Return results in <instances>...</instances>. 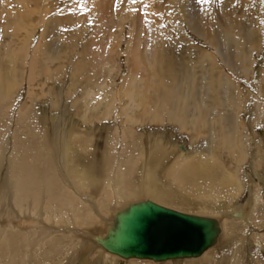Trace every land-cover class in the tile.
Listing matches in <instances>:
<instances>
[{
  "label": "rangeland",
  "instance_id": "obj_1",
  "mask_svg": "<svg viewBox=\"0 0 264 264\" xmlns=\"http://www.w3.org/2000/svg\"><path fill=\"white\" fill-rule=\"evenodd\" d=\"M44 1L50 9L48 12L51 14V19L61 14L60 10H64L66 7L68 9L72 8L70 6L72 2L76 5L75 12H80L81 8H85L89 15L87 19L90 30L88 32L84 29L74 30V37H65L60 34L53 35L51 33L45 34L46 45H51L53 43L56 50L64 54L60 62H56L48 66V68L53 73L60 67L62 71L57 75L52 73V79H54L51 81L43 79L38 80L36 84L33 85L32 100L28 99L29 87L26 83L21 89L15 92L12 101L6 103L4 105L5 107H2L3 110L0 109V136H8V141L6 143L7 147H5L6 158L9 159L12 155L16 143L23 144L24 140L30 141V143L34 145L33 147L41 148V146H43L46 150L40 149L41 151L39 150L38 154H46L51 144L50 142L46 144L41 134L44 133V129L46 128L47 131L48 128L51 131L52 124L50 125L48 122L52 120V116L60 120V113H63V123L68 124L67 127L63 125V130L66 129V131H63L64 133L70 129V126L75 127L77 131L80 129L78 131L80 133L76 135L77 137L79 136V138L76 137V146H81L78 147L81 150V158L77 156V163H81L90 171L92 170V172H95L97 175L96 178H103L102 181L114 178L113 175L121 168L125 169L128 176L126 180L125 178L122 179L123 181L122 184L120 183V186L119 184H114V187L117 189L121 187L124 191L126 190L125 192L128 194L127 196H129L127 200L125 199L126 201H120L118 198H115L114 189L111 187H104L98 191L92 189L87 190L81 186L77 187L76 191L78 190L79 195H82L83 198L81 200L83 203L81 205L74 204V209L72 211H76L77 214L82 213L85 218H88L89 214L95 216V220L77 222V227L81 229L86 226L87 230L93 231L96 225L101 223L100 220L98 222L96 220L99 211L96 212L93 210L85 200H89L90 204L94 203V205L97 206H102V203L107 204V209L101 210L103 212L102 217L109 219V217H111L109 208L120 206L119 210H121L124 208L122 204L128 203V201L130 204L144 200L143 198L145 197L151 198L147 195L134 196V189L136 190V186L140 180L139 169L141 168V164L140 159L138 164L133 163L131 160L135 157L140 158L141 149L144 148L142 147V143L146 144L147 148L144 149L148 150L147 145H149L150 142L147 136H162L164 138V143L171 141L172 144L169 146V156L164 157V153L162 152L160 154L159 162H161V167L159 166V184L157 185L159 187L164 185L167 188L170 187L172 191H175L173 200H178L175 203L171 200L173 201V205L171 206L182 211L217 216L220 219L224 217L225 220H227L225 244L222 247H216L215 250L214 248L211 249L208 251L209 253L204 256L213 257V262L211 264H216L224 258L231 259L232 262H234L232 264H264V143L262 141L264 137V0L249 1V11H251V13L253 12L252 14H254L255 19L253 25L244 23L246 26L242 27L238 25L237 29L231 30L233 31L232 35L236 37V41L240 43L239 46L241 45V51H251L252 58H254L253 67L249 66V69L252 70L249 77H246L245 74L239 71L240 69L238 68L240 66L237 59L233 61L234 64L226 63L222 56L218 54V50L224 52L223 49L217 50L207 39L197 35L193 31V20L188 17L189 13L185 11L192 9L194 12H198L201 7L207 6V4H204V0H188L189 2H186V0H152L153 3L151 4L147 0L148 6H142L140 3H137L139 6V14L135 16H138L137 18L133 19V17H131L125 20L123 24L119 23L121 26H117L116 31L114 27L113 38L115 40V45H117V50L115 49L116 51L114 50L113 54L109 56L108 53L105 52V44L102 49H100L101 51L99 53L93 52L91 56L95 61L91 70H93L92 73H94L95 76H93L94 80L87 82L80 79L82 73L86 76L84 72L86 65L79 64L80 67H76V64L80 61V55L84 49L83 43L97 35V31L93 29V23L98 21V18L96 14L93 13V10L86 7L84 4L91 3L93 0H66L67 5L63 7L66 2L64 0L60 9L55 7L57 0H40L39 6L42 3V8L45 5ZM184 4L187 7H184ZM220 6L228 7L231 6V4L229 2L224 3L223 1H219L214 5H210L211 14L213 16L210 15L211 20L209 17L208 19L214 31H216V27L218 26L216 20L221 22L225 21ZM206 13L210 14L209 12ZM239 16V14H233L234 19L239 18ZM139 18H141L144 23L140 21ZM159 20H161L162 23L165 24L166 29L169 30L172 25L176 26L177 24L181 29L183 26L186 32L183 37L186 42H181L183 38H179L178 42L175 43L173 48L168 52V57L176 60L180 65L188 66V68L194 72L196 85H206V82L204 83L205 85L202 83V72L196 69L195 63L208 52L212 53L215 64L217 65V73L223 75L224 86L221 88V96L226 105L224 108L225 111L216 110L211 112L208 118L203 120V123L210 124L208 127H204V129L201 128L198 131H193L192 127L189 125L182 130L179 126L173 123H167L163 120L151 122L144 115H140V113H138L136 117L138 105H135L128 95H130L133 89L137 90L136 92L139 94L142 84L135 82L136 79L133 80V78H131L130 73L134 67L132 61L131 65L128 62V58L131 57L129 51L131 46L134 47L135 44V27L137 26V28H140L141 26L143 30V26L146 25L145 29L147 31V36L145 38V56L148 58L147 65L153 67L155 61L153 46H155V36L157 34V29L154 24H157ZM36 23L37 21L34 22V24ZM132 23H134L135 26H133ZM77 26L80 28L83 25L78 23ZM250 27L254 29L252 36L250 32L252 28ZM255 28H257V30ZM109 29L110 27L106 30L107 34H109ZM171 31L174 39L180 34L178 28ZM37 36L38 34H35V37H32V47L38 45ZM253 36H256L258 42L255 45L252 40ZM104 42L106 43V38H104ZM191 47L193 50L195 49L203 53L198 54L197 52H193ZM234 49L235 48L232 46L231 51L229 50L230 53H232L231 55L236 52ZM104 58L108 64L106 68H104L103 64ZM86 60L84 64L85 62L90 63L89 60ZM150 67L149 69H151ZM141 74L143 79L150 81V85L152 86L155 80L153 78L154 75L146 74L145 72ZM149 75H151V77H149ZM176 76L180 77V74L176 72ZM125 80L127 81L124 84L123 82H125ZM190 86L189 81L185 82V91L191 89ZM202 88L204 89V87ZM147 94H150L148 98V104L150 106L149 111H153L154 114L157 105L152 104L154 100L153 93L149 90ZM113 97L114 102L113 105L111 104L112 110L110 109L111 112H108L107 107L108 104L111 103ZM239 101H241V104L238 107ZM235 105L237 108L233 111L232 109L235 108ZM230 109L231 111L229 115H227V119L226 112ZM140 111L143 112V109H140ZM20 112L26 117V121L24 120L25 123L20 119ZM134 113L136 114L135 116ZM234 117H237V119L239 118L243 123V126L240 125L239 128H237V131L241 133L244 139H249L248 142L244 141V144L242 142L238 143V140L236 141L243 151L242 164L238 163L236 158H231L230 155H227L226 150L218 149L217 141L219 138H216L217 135H215L218 134L217 132L221 131L220 128L222 125L225 126L227 130L229 129L228 132H230L233 125H235ZM46 121H48V124ZM73 122L74 124H72ZM216 122L220 125L219 129L215 127ZM60 128L62 130V127ZM126 130L132 133V135L130 141L125 142L123 136ZM88 133L90 135H88ZM200 135H203L204 138ZM253 135H255V144L258 145L257 147L253 146ZM51 139L52 137L50 136V140ZM42 143L43 145H41ZM166 145L168 147V143H166ZM259 145L261 148H259ZM182 149H187L186 155L188 157L194 156V160L188 167L185 165H177L173 170L174 162L172 159L175 160V155L179 151H182ZM212 157L216 158V162L213 161L214 163H211L210 160L213 159ZM8 159H5V164L1 170L0 192L6 186L5 180L9 167ZM253 159L257 160L254 162ZM200 162H207L208 164L198 165ZM41 164L42 163L39 162L36 165H40L41 167L45 166ZM133 164L134 166L140 165L137 168H132ZM53 165L54 163H52V166ZM63 171L64 169L60 167L54 171L53 177L57 179L55 184L56 188L53 190V195L55 197H57L59 192L64 191L66 193L63 181L59 180L57 177L59 173L63 174ZM55 173L57 174L55 175ZM39 176V183L41 182L42 185L47 180L45 179L46 175ZM181 183L184 184L182 185ZM39 189L42 191L40 187ZM72 192L73 191L70 192L69 197L74 198L75 196ZM251 193H253L252 195H254L255 199L253 206H250L249 203ZM111 196H114L113 198L115 200ZM78 198L80 199L81 197ZM74 199L76 200L77 198ZM160 203L169 206L167 202ZM247 204L248 206L244 214L247 220L244 219L245 217L238 216L236 212L234 215L237 216H232V218L227 216V213L231 214L234 210L241 211L243 206ZM64 211H66V209L62 207V212ZM51 225L55 226V229L68 228L62 227L63 225L60 226L61 224ZM81 238L85 240L83 237ZM94 239L91 243L96 245ZM67 241L68 240L64 238L60 243L65 245L68 243ZM91 243L87 242L90 248L93 247ZM44 248H34L33 252L37 256L35 262L32 261L31 264H57L59 260L58 257H54L55 260L50 258L47 262L43 261ZM25 249L26 248L23 247L21 250L22 255L26 253ZM47 250L51 251L50 248ZM99 251L100 250H95V252ZM29 253L32 255L31 250ZM204 256L195 261L202 260ZM4 258L0 255V259L4 261L3 264H13L16 262V258L11 259L9 256ZM64 261H60V263L72 264V262L69 261V257ZM185 262L173 264H188V262ZM24 264L29 263L26 262ZM116 264L155 263L139 260L124 261L121 259L118 260Z\"/></svg>",
  "mask_w": 264,
  "mask_h": 264
},
{
  "label": "bare ground",
  "instance_id": "obj_2",
  "mask_svg": "<svg viewBox=\"0 0 264 264\" xmlns=\"http://www.w3.org/2000/svg\"><path fill=\"white\" fill-rule=\"evenodd\" d=\"M63 1L64 0H57L55 7L60 9L64 3ZM67 1L64 3L63 7L67 5ZM148 1L150 4L153 3L152 0ZM187 1L188 0H186V2ZM219 1H223L224 3L229 2L231 6H220L221 13L225 21L221 22L216 20L218 26L216 27V31H214V28H212L209 24L210 21L208 17L211 20L210 15L213 16L211 14L210 5H214ZM249 1L250 0H204V4H207V6L201 7V9L199 8L200 10L198 12H194L192 9L185 11L189 13L188 17L193 20V31L197 35L207 39V41L213 47L217 48V50L223 49L225 53L221 50H218V54L222 56L226 63L234 64L233 61L237 59L240 66L238 69H240L239 71L245 74L246 77H249L251 74L252 70L249 69V66L253 67L254 58H252L251 51H241V45L239 46L240 43L236 41V37L232 35L233 31L231 30L235 28L237 29L238 25L243 27L246 26L244 23L253 25L255 22L254 14H252L253 12L251 13V11H249ZM39 3L40 0H0L1 110H3L2 107H5L4 105L6 103H9L13 100L15 92L18 91V89H21L26 83L29 87L28 99L32 100L33 85L36 84L38 80L43 79L46 81H51L54 79H52L53 72L50 71L48 66H51L56 62H60L61 58L64 57V54L60 51H57L53 43L51 45H46L45 34L51 33L53 35L60 34L65 37H74V30L84 29L86 32L90 30L87 19L89 15L87 14L85 8L82 9L80 7V12H75L76 5L72 2V4L69 3L72 8L68 9L66 7V9L60 10L61 14L51 19V14L48 12L50 9L47 7L46 2L44 1L45 5L43 8L42 3L40 6ZM137 3H140L142 6H148L147 0H93L91 3H84L86 7H89L93 10V13L96 14L98 21L93 23V29L97 31V35L83 43L84 49L80 55V61L78 64H76V67L79 66V64L86 65V68H84L86 76L83 75V73L80 75V79H82V81L87 82L94 80L93 76L95 75L92 73L93 70H91L95 61L91 56L93 52L99 53L101 51L100 49H102L103 45L105 44V52L108 53L109 56L113 54V51L117 48L113 38V29L115 27L116 31L117 26H121L125 20H128L131 17H133V19L138 17H135L139 14V6ZM184 7L187 6L184 4ZM206 12H209L210 14ZM233 12L235 14H239V18L234 19ZM139 20L142 21L141 18H139ZM35 21H37L36 24H34ZM78 23H81L83 26L78 28ZM132 25L135 26L134 23H132ZM154 25L157 29V34L155 36V46H153L155 57L153 67L147 65L148 58L145 56V38L147 36V31L145 29L146 25L143 26V30L141 26L140 28H137V26L135 27V44L134 47L131 46L129 51L131 57L128 58V62L131 65L132 61L134 67L130 73L131 78H133V80L136 79L135 82L142 84L139 94L136 92L137 90L133 89L130 95H128L131 101L135 103V105H138L137 115L134 113V116L136 115L137 117L138 113H140V115H144L151 122L163 120L167 123H173L179 126L182 130L189 125L192 127L193 131H198L201 128L204 129V127H208L210 124L205 122L203 123V120L208 118V115H210V113L213 111H225L224 108L226 106L221 96V88L224 86L223 75L217 73V65L215 64L212 53L208 52L206 55L200 57L199 61L195 63L196 69L202 72V83L204 84L206 82V85L204 84L205 86H202L201 84V86L196 85L194 72L189 69L188 66L180 65L176 60L168 57V52L173 48V45L178 42L179 38H183L181 42H186L185 38L183 37V35L186 34L183 26L182 30L177 24L176 26L172 25L171 29L169 30L166 29L165 24H163L161 20H159V22L157 24L155 23ZM108 27H110L109 34H107L106 31ZM175 28H178L180 34H178L177 38L174 39L172 37L171 30H175ZM255 29L257 30V28ZM253 30V28L250 30L252 33L251 36L253 35ZM35 34H38V45L36 47H32V37H35ZM104 38H106V43L104 42ZM252 38L254 45L258 43L256 36H253ZM232 46L236 51L233 55L230 53ZM86 59L89 60L90 63L85 62L84 64ZM103 64L104 68H106L108 65L105 58L103 60ZM149 67L151 69H149ZM61 71V67L57 68L53 74L57 75ZM142 72L154 75L153 78L155 80H152V86L150 85V81L143 79L141 74ZM176 72L180 74V77L176 76ZM149 77H151V75H149ZM126 81L127 80H125L123 83L125 84ZM187 81L190 82L191 89L185 91L184 84ZM202 87H204V89ZM149 90L152 91L154 97L152 104L157 105L156 109L154 110V114L153 111H149L150 106L148 104V98L150 94H147ZM113 102L114 97L112 98L111 103L108 104V112H111V104L113 105ZM240 102L241 101L238 102V107L241 104ZM236 108L237 107L235 105V108L232 110L234 111ZM140 109H143L144 113L140 111ZM230 111L231 109L226 112V116L229 115ZM60 114V120L57 118L55 119L54 116H52V120H50V122L46 121V123L48 122L50 125L52 124L51 131L49 128L47 131L46 128L44 129V133L41 134L46 144L47 142L48 144L49 142L51 144V147L48 148V151H46L47 153L45 152L46 154H38L40 149L46 150V148H43V146H41V148L33 147L34 145H32L30 141L24 140L23 144L16 143L14 151L8 159L5 155V147H7L6 143L8 141V136H0V176L1 170L5 164V159L9 160V167L5 180L6 186L0 192V255L3 256V258H6L7 256H9L11 259L16 258V262L13 264H24L26 262L31 264L32 261L35 262L37 256L33 252L34 248L42 249L45 247L43 257L44 262H47L50 258L54 259V257H58L59 260L57 261V264H63L60 263V261H64L69 257V261H71L72 264H116L118 260H121V258L105 251L96 243L94 238L101 237L107 233V231L113 225L114 216L118 211H120V206L109 208L111 217L108 219L102 217L103 212L101 210L107 209V204L102 203V206H97L94 205V203L90 204L89 200H85L93 210L96 212L99 211L97 213L96 220L97 222L100 220L101 223L96 225L93 231L87 230L86 226L79 229L77 227V222H89L95 220V216L89 214L88 218H85L82 213L77 214L76 211L72 210L74 209V204L81 205L83 203L81 200L83 198L82 195H79L78 190L76 191L78 186H81L87 190L92 189L95 191H98L104 187H111L114 189L115 198H118L120 201H126L129 197L125 192L126 190L124 191L121 187V189H117L114 187V184H119L120 186L123 181L122 179L125 178L126 180L128 176L125 172V169L121 168L119 171H116L115 175H113L114 178H109L105 181H102L103 178H96L97 175L95 172H92V170L90 171L86 166H83V164L77 163V156H79L78 158H81V150L78 148L81 146H76V140L79 138V136L77 137L76 135L80 133L78 132L80 129L77 131L75 127L70 126V129L64 133L63 131H66V129L63 130V128L64 126L67 127L68 124L63 123L64 114ZM19 116L21 121L24 122L26 117L23 115V113L20 112ZM234 118L235 125H233V128L230 130V132H228L229 129L227 130V128L222 125L220 128L221 131L217 132L218 134L215 135H217L216 138H219L217 141L218 149L226 150L227 155H230L231 158H236V161L242 164L241 160L243 151L242 148L238 146L239 144H237L236 141L238 140V143L242 142L244 144V141L248 142L249 139H244L241 133L237 131V128H239L240 125L243 126V123L239 118ZM72 124H74V122ZM219 126V123L216 122L215 127L219 129ZM60 127H62V130ZM88 135L90 134L88 133ZM131 135L132 133L126 130L123 136L124 141H130ZM203 135L200 136L204 138ZM50 136L52 137L51 140ZM147 138L150 142L149 145H147L148 150L144 149L147 147L146 144L142 143V147L144 148L141 149L139 156L140 158L135 157L131 160L133 163L138 164L140 159L141 164V168L139 169L140 180L136 186V190L134 189V196L147 195L151 198L145 197L143 198L144 200H150L161 206L167 207L168 209H173L177 212L187 215L191 214L198 217L205 216L217 219L220 223L221 233L219 234L218 243L214 247V250L218 246L222 247L226 241L225 232L227 220H225L224 217H221L222 219H220L217 216L190 213L173 208V206H171L173 205V195L175 191H172L170 187L167 188L164 185L159 187L157 184H159V166L161 167V162H159L160 154L162 152L164 153V157L169 156V146L172 144V142H166L168 143L167 147L162 136L154 137V135H150L147 136ZM262 141L264 143V137L262 138ZM252 143L253 146H258L255 144V135L252 136ZM41 145H43V143ZM259 148H261L260 145ZM186 152L187 149H182V151H179L175 155V160L172 159L174 162V167L172 168L173 170L177 165H185L187 167L190 166L191 162L194 160V156L188 157ZM212 158L213 159L210 160L211 163L216 162V158ZM253 160L255 162L257 159ZM39 162L45 166H37L36 164ZM52 163H54L53 166ZM203 164L208 163H198V165ZM139 165L134 166L133 164L132 168H137ZM59 167L63 168L64 171L63 174L59 173V176L57 177L59 180L63 181L66 193L64 191V193L59 192L57 197H55L53 195V190L56 188L55 184L57 179L53 176L55 169H58ZM57 173H55V175ZM39 175H46L45 179L47 180L42 185L41 182L39 183ZM39 187L43 192L39 189ZM71 191H73L72 193L75 196L74 198H77L76 200L72 197H69ZM252 194L253 193H251V199L249 200L250 206H253L255 203L254 195ZM78 197L81 198L79 199ZM176 201H174V203ZM160 202H167L169 206ZM126 204L128 206L129 201L128 203L126 202L122 204V206L127 208ZM247 206L248 204L243 206L241 211L234 210V212L231 214L227 213V216L232 218V216L238 215L242 216L243 218L245 217L244 219H246V215L244 214ZM62 207H64L66 211L62 212ZM235 212L237 215H234ZM51 224H61L60 226L63 225L62 227L68 228L55 229V226H52ZM81 237H83L89 243H91L94 239L96 245H93L92 243L91 244L95 250L100 251L95 252L93 247L90 248V245L87 244V242ZM64 238L68 240V243L65 245L60 243V241ZM23 247L26 248V253L24 255H22L21 251ZM46 248H50L51 251L47 250ZM30 250L32 255L29 253ZM207 253L209 252L207 251L201 257L192 259L167 261L164 263H156L153 261L147 262H153L155 264H173L183 263L186 261L185 263L188 262V264H211L213 262V257H205L204 255ZM203 256L204 258L202 260L195 261L202 258ZM0 261V264L4 263L3 260L0 259ZM232 263L234 262H232L231 259L224 258L222 261L216 264Z\"/></svg>",
  "mask_w": 264,
  "mask_h": 264
},
{
  "label": "water",
  "instance_id": "obj_3",
  "mask_svg": "<svg viewBox=\"0 0 264 264\" xmlns=\"http://www.w3.org/2000/svg\"><path fill=\"white\" fill-rule=\"evenodd\" d=\"M113 220L107 233L95 241L125 261L198 258L217 245L221 233L215 218L183 214L150 200L130 203Z\"/></svg>",
  "mask_w": 264,
  "mask_h": 264
},
{
  "label": "crops",
  "instance_id": "obj_4",
  "mask_svg": "<svg viewBox=\"0 0 264 264\" xmlns=\"http://www.w3.org/2000/svg\"><path fill=\"white\" fill-rule=\"evenodd\" d=\"M193 48H194V47H193ZM191 49H192V47H191ZM192 50H193V49H192ZM193 52H197L198 54H199V53H203V52H199L198 50H195V49L193 50ZM183 61L186 62L185 60H183Z\"/></svg>",
  "mask_w": 264,
  "mask_h": 264
}]
</instances>
